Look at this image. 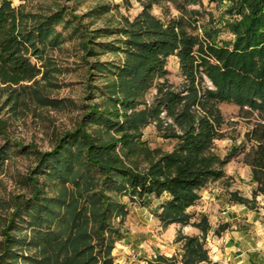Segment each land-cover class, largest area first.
I'll return each instance as SVG.
<instances>
[{
  "label": "trees",
  "instance_id": "trees-1",
  "mask_svg": "<svg viewBox=\"0 0 264 264\" xmlns=\"http://www.w3.org/2000/svg\"><path fill=\"white\" fill-rule=\"evenodd\" d=\"M226 1L229 5L218 24L214 20L202 24L203 13L192 7L201 0H142L143 9L133 20L96 30L94 37H114L99 43V52L82 38L85 54L121 55L118 60L92 64V71L105 81L100 91L110 106L95 105L86 117L106 137L77 128L41 154L39 174L57 183L72 181L77 192L69 199L66 194L52 199L36 195L27 201L23 211L33 234L12 243L17 249L32 247L37 256L7 248L0 264H92V256L85 255L95 235L107 257L101 264H112L109 252L123 237L121 225L128 210L104 192L127 196L143 207L151 205L152 199L159 200L152 213L164 228L177 223L200 229L201 236L178 232L181 253L157 255L154 264H217L205 247L211 230L207 216L192 220L188 209L198 201L202 188L224 176L222 166L228 159L212 152L214 141L222 137L219 105L248 106L264 116V0ZM163 3H171L177 14L167 18L151 14L154 4ZM62 20L64 26L69 23L56 12L27 29L21 10L3 1L0 80L9 84L26 80L31 66L25 55L30 50L37 54L39 45L57 44L60 33L55 26ZM73 28L83 37L77 25ZM222 31L231 36L222 38ZM171 55L178 57L183 78L179 89L167 79ZM151 89L156 91L147 103L144 96ZM150 123H155L163 138L175 141L170 151L150 149L141 139L142 129ZM9 149L0 146V165ZM253 165L264 173L262 138L253 151ZM237 202L247 204L248 200L237 198ZM113 218H118L117 225L110 223ZM227 227V223L220 224L213 233L219 235ZM102 232L108 234L107 239Z\"/></svg>",
  "mask_w": 264,
  "mask_h": 264
},
{
  "label": "rangeland",
  "instance_id": "rangeland-1",
  "mask_svg": "<svg viewBox=\"0 0 264 264\" xmlns=\"http://www.w3.org/2000/svg\"><path fill=\"white\" fill-rule=\"evenodd\" d=\"M3 1L0 0V4ZM7 1L24 14V27L27 29L41 17L56 12H60L63 19L69 22L64 26L62 20L55 26L56 32L60 33L57 44L39 45L37 54L30 50L25 55V60L31 66L26 80L17 84L0 80V146H10L8 157L0 165V256L7 248L23 256H37L38 251L32 247L17 249L12 243L13 240L28 239L33 234L29 217L23 211L24 205L36 195L38 198L42 195L52 199L66 194L69 199L77 192L72 181L57 183L39 174L37 168L41 154L52 150L60 138L77 128L91 136L106 137V133L89 123L86 117L95 105L101 108L110 106L100 91L105 81L96 71H92V64L95 60H118L121 55L108 51L96 55L85 54L83 39L88 40L90 49L95 47L99 52L97 45L114 37H94L96 30L119 27L126 20H133L143 5L142 0ZM228 5L226 0H201L200 5L192 7L203 13L202 24L211 20L218 24L225 16ZM150 12L159 18L177 14L171 3L154 4ZM74 24L82 31L83 37L74 33ZM230 36L222 31V38L228 39ZM166 68L168 81L175 88H181L183 78L176 55L168 57ZM155 91L151 89L145 94V102L152 101ZM219 108L223 116L220 126L222 137L214 141L212 152L220 159H228L222 166L224 176L209 182L199 191L200 198L189 213L193 216L192 220H198L203 214L208 218L211 230L206 235L205 247L212 260L223 264L224 259H220V254L226 252L227 257L234 252L239 257L227 264H234L238 260H243L240 264L249 260L253 264H262L264 173L254 167L253 151L260 138L264 142V116L258 110L235 103H221ZM161 116H164L163 112ZM167 122L172 123V120ZM141 139L150 149L163 151H170L175 143L172 139L163 138L155 123L142 129ZM104 194L125 204L128 210L121 225L123 237L114 243V248L109 252L112 264H119V255L115 250L120 243L132 244L134 250L129 253L130 260L151 264L150 261H154L152 255L156 252L162 251L163 255L167 252L171 256L181 253V243L176 241L178 232L187 236L202 235L200 229L191 225L176 223L164 228L152 213L159 200L152 199L151 205L143 207L129 201L127 196L111 192ZM237 198H244L248 203H238ZM117 219H111L110 223L117 225ZM224 223L228 224L227 229L219 235L214 234L212 230ZM88 224L89 227L93 225L92 222ZM67 233L66 227L64 236ZM102 234L107 239L108 234ZM89 243L90 250L85 257L92 256V264H101L103 258H107L103 255L104 246L98 243L96 235ZM231 244V249H224ZM139 250H145V253L139 254ZM133 254L137 257L132 258ZM258 255L261 260L256 258Z\"/></svg>",
  "mask_w": 264,
  "mask_h": 264
},
{
  "label": "crops",
  "instance_id": "crops-1",
  "mask_svg": "<svg viewBox=\"0 0 264 264\" xmlns=\"http://www.w3.org/2000/svg\"><path fill=\"white\" fill-rule=\"evenodd\" d=\"M159 203V202H158ZM194 206V205H193ZM193 206H191V207H193ZM190 207V208H191ZM189 208V209H190ZM189 209H188V212H189ZM205 215V214H204ZM226 220V219H225ZM226 222H227V220H226ZM173 224H176V223H173ZM210 224V223H209ZM179 227V226H178ZM212 231H214V230H212ZM226 242H227V240H225ZM227 243H230L229 241L227 242ZM132 244H130V245H128V244H126V243H120L118 246V248H116V254L117 255H119V258H118V261H119V264H142L144 261H135V259H134V261H132V260H130V256H129V253L130 252H132V250H134V248L131 246ZM233 246H232V244L231 245H229V246H226L224 249H231ZM252 249V251H253V248H251ZM247 250H249V249H247ZM231 251H233V250H231ZM145 253V250H143V251H141V250H139V254H144ZM165 255L164 256H166V255H170V254H168L167 252L166 253H164ZM157 255H163V252L162 251H159V252H156V254H153L152 255V258H154V261L153 260H151L150 261V263L151 264H154V262H156V259H157ZM221 256H220V259H224L223 260V264H227V262L228 261H233V260H235L236 258H238L239 257V254H235L234 255V252H232L231 254H229V256H227L226 257V252H224V253H221L220 254ZM171 256V255H170ZM137 257V255L136 254H133L132 255V258H136ZM166 257H168V256H166ZM232 258V259H231ZM256 258H258V260H261V257H260V255H258ZM211 259V258H210ZM212 260V259H211ZM132 261V263H130ZM213 262H216L217 264H221L218 260H212ZM243 260H238V261H235L234 262V264H240L241 262H242ZM138 262V263H137ZM145 264H149L147 261H145L144 262ZM245 264H253L252 263V261H245ZM262 264H264V262H262Z\"/></svg>",
  "mask_w": 264,
  "mask_h": 264
}]
</instances>
